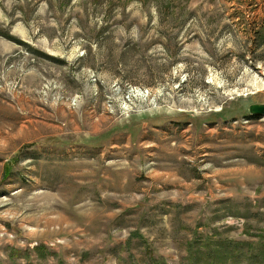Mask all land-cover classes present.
<instances>
[{
    "label": "rangeland",
    "instance_id": "374dc122",
    "mask_svg": "<svg viewBox=\"0 0 264 264\" xmlns=\"http://www.w3.org/2000/svg\"><path fill=\"white\" fill-rule=\"evenodd\" d=\"M264 0H0V264H264Z\"/></svg>",
    "mask_w": 264,
    "mask_h": 264
},
{
    "label": "water",
    "instance_id": "95a60500",
    "mask_svg": "<svg viewBox=\"0 0 264 264\" xmlns=\"http://www.w3.org/2000/svg\"><path fill=\"white\" fill-rule=\"evenodd\" d=\"M250 113L256 116H264V105H253L250 107Z\"/></svg>",
    "mask_w": 264,
    "mask_h": 264
}]
</instances>
